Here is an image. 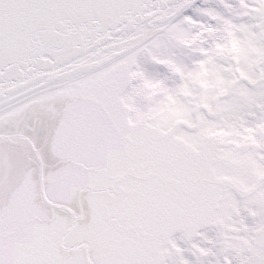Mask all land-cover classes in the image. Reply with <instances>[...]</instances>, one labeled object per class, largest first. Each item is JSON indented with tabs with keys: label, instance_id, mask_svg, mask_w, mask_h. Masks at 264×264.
Listing matches in <instances>:
<instances>
[{
	"label": "snow or ice",
	"instance_id": "6c2138e0",
	"mask_svg": "<svg viewBox=\"0 0 264 264\" xmlns=\"http://www.w3.org/2000/svg\"><path fill=\"white\" fill-rule=\"evenodd\" d=\"M0 264H264V0H0Z\"/></svg>",
	"mask_w": 264,
	"mask_h": 264
}]
</instances>
